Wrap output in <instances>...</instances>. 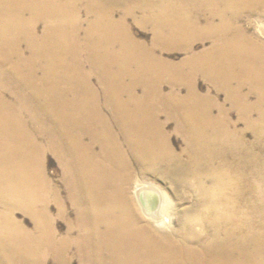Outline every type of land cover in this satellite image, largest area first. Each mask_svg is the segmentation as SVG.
<instances>
[{
	"label": "bare ground",
	"instance_id": "bare-ground-1",
	"mask_svg": "<svg viewBox=\"0 0 264 264\" xmlns=\"http://www.w3.org/2000/svg\"><path fill=\"white\" fill-rule=\"evenodd\" d=\"M263 38L264 0H0V264H264Z\"/></svg>",
	"mask_w": 264,
	"mask_h": 264
},
{
	"label": "rangeland",
	"instance_id": "rangeland-1",
	"mask_svg": "<svg viewBox=\"0 0 264 264\" xmlns=\"http://www.w3.org/2000/svg\"><path fill=\"white\" fill-rule=\"evenodd\" d=\"M130 23H132V21H129ZM132 25V24H131ZM132 30L134 32V34L141 40H145L146 42H150L149 38L151 37V32L149 30H141L139 27H137L136 25H132ZM264 40V38H263ZM210 44L209 43H203V44H197L196 45V51H200L203 47H208ZM164 59H167L168 61H171L173 63H178L181 60H183L186 57L185 53L182 52H176V51H172V52H163L160 54ZM197 86L200 92H202V94L206 93L207 91H209L211 93V95L215 96L218 100L219 103L223 104L227 109L229 108V105L225 102V95L223 93H216L215 91L212 90V88L202 79H199L197 81ZM165 92H169L170 91V87L169 86H165ZM186 93L185 89H181V94L184 95ZM230 117L233 121L238 120L237 114L234 111H230ZM238 126L240 128H243L242 123L238 122ZM167 129L169 131H173V123L170 122ZM172 144L174 146V148L178 151L181 147H182V140L177 137L176 135H174V133H172ZM246 139L248 141H252L253 137L251 133H248L246 135ZM47 173L49 174V176L52 177V179L55 181H60L62 175L59 171V169H57V165L55 163V160L52 156H48V166H47ZM56 183V182H55ZM147 183H152L153 186L156 187V190L158 191H162L163 193V197L166 196V198L168 199L169 202H171V209L167 210V208L163 209V213H166L167 216L171 219V218H175V214L177 213V209L180 208V205L178 203V201L176 202L175 199H173L172 197H170L168 190L166 188V186L164 184H160L159 182H157L155 179H150V177L147 179ZM168 203V202H166ZM175 204H178V207L175 206ZM170 211V212H169ZM56 210L54 207H52V213H55ZM69 213L71 216V210L69 209ZM14 216L16 219H18L19 221L23 222V224L25 225L26 228L31 229L32 228V221L31 219L23 214L20 211H16L14 213ZM261 220H264V218H261ZM57 230L60 233H64L66 231V222L61 220V221H57ZM264 235V232H261ZM47 264H55V262H53L52 260H49L47 262ZM72 264H78V262L76 260L73 261Z\"/></svg>",
	"mask_w": 264,
	"mask_h": 264
}]
</instances>
